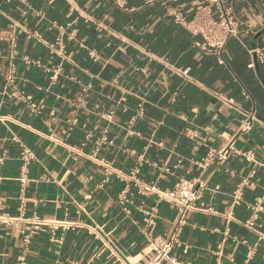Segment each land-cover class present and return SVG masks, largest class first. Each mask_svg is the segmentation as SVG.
Segmentation results:
<instances>
[{
	"label": "crops",
	"instance_id": "1",
	"mask_svg": "<svg viewBox=\"0 0 264 264\" xmlns=\"http://www.w3.org/2000/svg\"><path fill=\"white\" fill-rule=\"evenodd\" d=\"M203 6L0 0V264H173L154 260L153 239L176 208L137 193L135 168L142 189L203 182L174 264H264V209L246 226L264 194V67H247L264 38V0H224L241 26L223 65L172 15L189 22ZM23 149L34 156L24 168Z\"/></svg>",
	"mask_w": 264,
	"mask_h": 264
},
{
	"label": "built area",
	"instance_id": "2",
	"mask_svg": "<svg viewBox=\"0 0 264 264\" xmlns=\"http://www.w3.org/2000/svg\"><path fill=\"white\" fill-rule=\"evenodd\" d=\"M203 1V8L195 14L189 22H186V20L177 12H172V15H174L177 21L185 24L193 36L200 38L199 41L194 42L195 47L202 50L206 54L214 55L217 58L218 64L223 65L225 63L222 56L223 48L229 39L238 38L241 23L234 18L230 9L224 6V0ZM246 31L252 32L249 26ZM252 33L255 34V32ZM250 54L251 62L247 66L249 69H255L256 66L264 67V38L262 39V45L254 50H251ZM89 56L93 60L98 59V56L94 51L89 52ZM189 71V68H185L181 70V75L188 76ZM24 100L27 102L31 112H40L42 106L40 104H36L32 100L31 96H24ZM224 155L225 152L219 156V159L223 160ZM214 157V155H209L201 162L200 167L202 171L206 170L208 164L213 161ZM21 158L23 160L24 168L28 165L30 160L34 159V156L29 150L23 149ZM138 173L139 169L135 168L130 176L134 182V186L138 187L137 193L141 194V190L142 192H152L156 195L158 200L169 203L176 208L177 218L171 229L163 236L153 239V242L156 243V254L154 260H168L170 263L174 264L175 259L169 257V252L172 244L177 243L178 236L181 232V226L184 223L183 218L185 213L195 208V201L199 197V191L204 186L203 182L200 178L190 181L180 179L174 184L173 188L168 191H160L155 186H147L142 189L141 182L137 178ZM241 195L242 184H240L235 191L236 198H240ZM118 199L121 205L128 202L126 196L123 194H120ZM249 208L251 210V214L246 221V226L249 229H255L257 227L258 215L263 212L264 209V194L257 197ZM152 214L153 215L147 214V218L145 219V223L148 225L153 223L154 212ZM57 226L58 225H56V227H52L53 232L58 229ZM69 227L70 226L65 227V229H69ZM52 235H54V233H52ZM27 241L28 235L24 238V242ZM108 243L112 247L113 252L120 255L118 248L112 243V241L109 240Z\"/></svg>",
	"mask_w": 264,
	"mask_h": 264
}]
</instances>
